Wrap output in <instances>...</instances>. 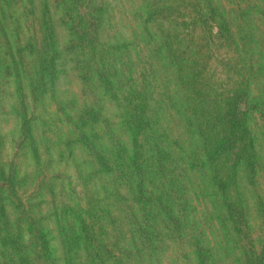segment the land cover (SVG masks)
<instances>
[{
	"label": "rangeland",
	"instance_id": "rangeland-1",
	"mask_svg": "<svg viewBox=\"0 0 264 264\" xmlns=\"http://www.w3.org/2000/svg\"><path fill=\"white\" fill-rule=\"evenodd\" d=\"M44 1L48 3L59 50L52 97L48 93L39 96L32 88ZM214 1L233 34L239 37L246 33L245 48L256 62L250 86L254 109L247 123L255 140L258 163L252 185L245 181L241 168L237 180L251 235L261 248L264 247V0ZM0 4L8 14L5 27L10 49L14 58L21 61L18 70L30 127L26 132L22 126L17 114L20 104L15 96L16 85L5 70L6 66L9 71L13 69L12 57L0 47V174H3L0 175V264H25L22 255L31 259L29 264H42L34 258L36 252L30 244L28 228L35 226L47 234L54 264H62L58 224L75 230V216L78 211L90 208L91 197L107 205L114 202L111 192L115 181L108 185L99 176L86 177L89 158L84 146L75 142V130L81 110L96 109L104 120L93 132L101 137L96 139L100 147L110 146L104 134L107 125L129 154L130 137L122 124L123 96L128 86L124 81L135 70L140 57L151 66L153 91L149 101L155 110L157 128L163 133L160 141L170 152V170L174 169L176 174L173 183L178 192L174 195L173 214L176 210L178 215L183 213L178 230L153 218L157 229L148 249L149 264H198L195 242L205 248L206 264H242L236 235L209 182L193 127L185 119L173 70L154 25L145 20L141 0H95L100 16L99 48L107 65L115 71L114 96L103 89L92 72L89 81L83 82L81 74L89 71L83 64L85 53L71 47L68 27L60 21L62 8L57 0H32V16L24 14L28 0H0ZM26 44L32 49L26 47L24 51ZM18 49L22 50L19 54ZM155 183L152 184L156 186ZM117 190L128 197L125 189ZM119 205L124 204L120 201ZM131 206L135 208L134 204ZM6 232L8 244H2ZM10 238L23 246L18 252L11 249ZM90 258L86 249L77 253L82 264H91Z\"/></svg>",
	"mask_w": 264,
	"mask_h": 264
},
{
	"label": "trees",
	"instance_id": "trees-1",
	"mask_svg": "<svg viewBox=\"0 0 264 264\" xmlns=\"http://www.w3.org/2000/svg\"><path fill=\"white\" fill-rule=\"evenodd\" d=\"M57 1L61 4L60 21L68 27L71 47L85 53L83 64L89 71L81 74L83 82L89 81V72H92L103 89L114 96L112 75L115 71L107 65L100 49V16L95 0ZM141 2L145 20L154 25L173 70L185 119L193 127L209 182L236 235L242 264H264V247L258 248L251 235L237 180V171L241 168L245 181L252 185L258 163L255 140L247 123L254 109L250 86L257 69L253 54L245 48L246 33L239 37L233 34L214 0ZM24 14L33 15L32 0H28ZM7 15L0 4V47L7 50L14 64L11 71L8 66L5 70L16 85L15 96L20 104L17 114L25 131L29 132L25 94L18 70L21 61L14 58L15 53L10 49L5 27ZM39 18L41 42L36 51L37 69L32 88L39 96L48 93L52 97L59 50L45 1L41 4ZM26 47L32 49L26 44L24 51ZM143 59L137 60L135 70L124 81L128 86L123 96L122 124L130 137L129 154L107 125L104 134L110 146L100 147L96 139L101 137L93 132L104 120L96 109L84 108L78 115L74 140L87 151L90 170L86 177L99 176L108 185L111 181L116 185L111 192L114 202L109 205L89 198L90 208L80 212L83 216L79 211L75 216V230L58 224L62 264H82L77 260V253L82 249L92 256L91 264H149L148 249H151L152 235L157 229L153 218H158L160 224L168 222L173 230L181 226L183 213L178 215L176 210V216L173 214L174 195L178 192L173 183L176 174L174 169L170 170V152L160 141L163 133L157 128L155 110L149 101L150 91H153L151 66ZM118 188L125 189L128 197ZM120 201L124 205H119ZM28 230L31 247L36 252L34 258L40 259L42 264H54L47 234L37 226ZM7 236L6 232L2 244H8ZM10 245L16 252L23 247L13 238H10ZM194 252L198 264H206L203 245L195 242ZM21 258L25 264L31 261L25 255Z\"/></svg>",
	"mask_w": 264,
	"mask_h": 264
}]
</instances>
